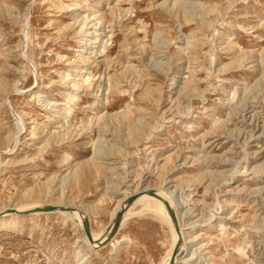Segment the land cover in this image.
I'll return each mask as SVG.
<instances>
[{"label":"rangeland","instance_id":"1","mask_svg":"<svg viewBox=\"0 0 264 264\" xmlns=\"http://www.w3.org/2000/svg\"><path fill=\"white\" fill-rule=\"evenodd\" d=\"M94 5L108 22L106 37L84 53L80 21ZM258 20L264 0H0V264H76L85 254L84 264H160L171 237L151 214L128 216L105 245L90 248L74 220L15 209L69 205L99 234L123 190L145 179L152 154L168 169L175 164L168 186L192 241L176 264L188 256L187 264H264ZM73 79L84 86L74 102ZM182 86L191 92L178 101ZM100 102L107 105L100 124L82 129ZM58 108L71 110L56 119ZM114 113L129 124L107 121ZM176 149L186 160H174Z\"/></svg>","mask_w":264,"mask_h":264},{"label":"bare ground","instance_id":"2","mask_svg":"<svg viewBox=\"0 0 264 264\" xmlns=\"http://www.w3.org/2000/svg\"><path fill=\"white\" fill-rule=\"evenodd\" d=\"M98 8H99V5H94V7L90 8V11H89L90 20L89 21H87L86 19H83V20L80 21L81 22V24H80L81 27L79 29L82 30L81 39L83 40V43L86 46V49L84 50L85 52L83 51L84 53H86L87 50H91L92 48L101 47V46H98V45L101 44V42L103 41L102 39L105 36V31H104L103 27H105V24L108 23V22L105 20V18L102 19L101 14L100 15L99 14L96 15V13L99 12ZM194 20H197V19L194 18ZM186 21H189V19L187 18ZM202 22H203V18H199L197 24H201ZM259 22H260V24H264V22H261V21L258 20V23ZM101 24H103V25H101ZM221 36H222V38L224 40L227 38L225 33H221ZM240 54L242 55V57L252 56L253 55V50H241ZM84 58L85 57H81V60L84 61ZM249 63H250L249 67H254L255 68L258 65L255 60H252ZM178 78H179V75L177 74V72H174L172 74V77L169 80V85L168 86H169L170 90L177 88V86H178ZM244 85H247V83L244 82ZM72 87L74 88L73 91L68 92L67 96H68V100L69 101H73L74 102V101L77 100L76 99L77 92L79 90H82L84 86L78 79H76V80L73 79ZM190 92L191 91H190V89L188 87L182 86L174 93H177V97H178L177 100L179 101L180 99L183 100L186 97H188L190 95ZM228 101H230V100L228 99ZM106 109H107L106 102H100L98 104V108L97 109H93L91 111L90 115L84 116V119H83V122H82V129H85V130L86 129L87 130L90 129V131H91L93 126L97 127L100 124V121L103 119V116H104L101 113V111L102 110H106ZM70 110L71 109H69V108H58V109H56L54 111V113L56 114L55 118L59 119V118H61L60 117L61 115L69 114ZM111 116H113V117H111ZM122 118H123V120H121V121L118 120L116 115H115V113H114V114L108 116L107 121L114 120L113 123L116 122L117 126H120L123 123L128 125L129 124L128 118L125 115H123ZM105 120L106 119H104L103 122L106 125H108V122L107 121L105 122ZM137 122H139V120H137ZM133 124H135V123H133ZM139 125H140L141 129H145V127H144L145 125L143 123H140ZM18 126H19V130L22 129V127H23L22 121L18 120ZM159 130H162V126H161V128ZM39 133H35V135H38ZM99 135L100 134H97V137H99ZM154 137H155V135L151 134V138H154ZM14 138H16V137H14ZM54 138L55 137H54L53 133L49 134V136L46 138V143L45 144L50 145V140H53ZM147 142L148 141H146V143ZM8 148H10V147H8ZM7 149H6V151H7ZM184 152L185 151H183L182 149H176L175 150V154H174L175 155L174 160H176V161L186 160L187 157H182V154ZM156 155L152 154L151 158L146 162L147 164H146L145 172H144V175H146L145 179H144V177H143L144 175H143L142 176L143 177L142 178L143 181H141V183L139 185H136L132 189H126L125 188L123 190V192H125L126 194H124L123 196L119 197L115 207L112 209V211L109 214H110V221H111V224H112V221L115 218L116 214L120 210H123V215L121 217V221H120L119 227H121L126 222V220L128 219V216H130V215H141V214H144V216H145V214H151V215L157 217L158 219H160L161 221H163L166 224V226H167V228H168V230L170 232L171 242H170V245H169V247H168V249H167V251L165 253V256H164L162 262L160 261L161 262L160 264H169L170 255H171V252H172L173 248L176 245H178V250L180 252L181 250H184L185 248H187L188 245L192 241H191L190 238H188L186 236V232H185V230L182 227L181 218L183 216H185V215L181 211L182 207H181V209H179V207L177 206V204H180L178 202L176 203L177 199L175 200V196H176L177 191L175 189H172L171 186H168V184L173 182L171 176L175 172V170H173V168L175 167V164L169 169L167 167H165L166 166V161H164L163 164L159 165L158 162H156L157 161L156 160V158H157ZM200 157H201V159L200 158L193 159L194 161L192 160V163L196 162L198 160L203 162L205 157H203V155L200 156ZM183 162L184 161H182L180 164H182ZM155 175L157 177L158 176L160 177V182L156 181L157 183L155 184V183H151V181H146L150 176H155ZM124 177H126V176H124ZM124 177H122L121 179H124ZM142 182H144V183H142ZM135 194L137 195V197L130 204L126 205L125 204L126 199L129 196L135 195ZM163 201H166L168 203V205H169V207H170V209H171V211L173 213V216L175 218L176 225H177V230L174 227L175 225L173 224V222L171 220V216H170L166 206L164 205ZM41 206L42 205H40V206L39 205H31V206H29L27 208H24V209L23 208H21V209L20 208H15V209L18 210V211L35 210L34 214H39L41 212H44V214L45 213H48V214L50 213V214H57V215H60V216L68 217V218L71 219L70 220L71 222H72V220H74L76 222V224H77L76 226H77L78 229L82 228L83 221L85 220V215L83 213H80L79 210L73 209L74 208L73 206H72L73 208H70L69 205L58 204V205L53 206L54 209L50 210V211H39V210H37V208H40ZM62 206H69V207H62ZM134 206H137V208H138L137 211L133 210ZM16 210H14V211H16ZM8 211H9V208L7 209L6 212H8ZM133 211H135V212H133ZM221 219H223V218H221ZM12 221H13V219L10 220V223ZM0 225L4 226V227L6 226L5 222L0 223ZM185 225H187V224H185ZM110 226L111 225H109L107 227V230L102 231L99 234H94L91 231V229H90V235H91V238H92V242H89L87 237L83 233L79 236V238L81 239V241H83V243H86L90 248H97V247L100 246L99 244L103 240H105L107 238V236H108L107 234H108V230H109ZM77 250H78L77 254H79L80 253V245L77 246ZM190 250H191V247H190ZM86 257H87L86 254L84 256L79 257L77 259V261H76V264H84V261H85ZM191 257L192 256H188V257L184 258L183 264H187L190 261ZM174 264H176V260L174 261Z\"/></svg>","mask_w":264,"mask_h":264},{"label":"water","instance_id":"3","mask_svg":"<svg viewBox=\"0 0 264 264\" xmlns=\"http://www.w3.org/2000/svg\"><path fill=\"white\" fill-rule=\"evenodd\" d=\"M137 197V195H131L129 196L126 201H125V204L128 205L130 204L135 198ZM164 205L166 206L170 216H171V220L173 222V224L175 225V229L177 230V225H176V221H175V218L173 216V213L168 205V203L166 201H163ZM54 207L53 206H43V207H40V208H37V210L39 211H50V210H53ZM35 211V210H34ZM123 215V210H120L115 218L113 219L112 221V224L108 230V236L105 240H103L99 245L100 246H103L107 243L108 239H110L111 237H113V235L117 232L118 228H119V224H120V221H121V217ZM82 229H83V232L85 234V236L87 237L88 241L89 242H92V238H91V235H90V227H89V223H88V220L85 218V220L83 221V225H82ZM179 250H178V245H176L172 252H171V255H170V260H169V264H174V261H175V257L177 256Z\"/></svg>","mask_w":264,"mask_h":264}]
</instances>
